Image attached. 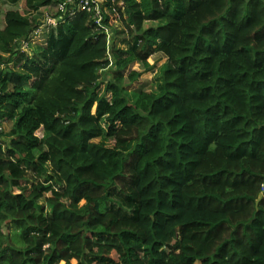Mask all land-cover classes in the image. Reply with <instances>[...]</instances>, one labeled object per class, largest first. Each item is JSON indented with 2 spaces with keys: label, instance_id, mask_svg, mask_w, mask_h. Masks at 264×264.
Listing matches in <instances>:
<instances>
[{
  "label": "trees",
  "instance_id": "trees-1",
  "mask_svg": "<svg viewBox=\"0 0 264 264\" xmlns=\"http://www.w3.org/2000/svg\"><path fill=\"white\" fill-rule=\"evenodd\" d=\"M66 1L0 0V264H264V0H106L111 44L103 10L32 43Z\"/></svg>",
  "mask_w": 264,
  "mask_h": 264
},
{
  "label": "rangeland",
  "instance_id": "rangeland-1",
  "mask_svg": "<svg viewBox=\"0 0 264 264\" xmlns=\"http://www.w3.org/2000/svg\"><path fill=\"white\" fill-rule=\"evenodd\" d=\"M10 8L9 5L7 4H2L0 2V29L3 27V24H4V14L5 12ZM18 9H21L22 11H24V3H22L21 5L18 6ZM57 13V10H56V7H49L48 9L46 8L45 11H44V15L42 17V20L44 21V18L47 16V17H51V16H54L55 14ZM105 13L109 15L111 19V27H112V30L109 31V39H110V44L112 43V39H113V36H114V30L113 29H117L118 31H121L123 30V26L120 22V20H118L117 22H114L115 18H117L116 16V13L113 11L112 8H105ZM44 30L40 29L39 32H38V35L36 36H33V37H36V40L32 43H40V42H44ZM38 36V37H37ZM122 37H119L118 38V42H120ZM33 46H35L33 44ZM124 47V46H122ZM25 51H28L29 49L24 46L23 47ZM32 48H35V47H32ZM109 59L112 61V56L110 55L109 56ZM149 62L150 64H154L155 65V69L153 72H148L144 75H142V77L136 82V83H133V85H131L129 87V90H138V89H141V88H144L146 90H153L155 88V75L160 71V68L161 66L166 62V58L162 55V54H155L153 55L150 59H149ZM131 69L133 70H137V71H141L142 70V67L139 66V64H135L131 67ZM114 71V68L113 67H110L108 70L106 71H102V80H104L105 82H107L108 80L111 79V72ZM158 71V72H157ZM157 72V73H156ZM12 122H6L3 120V124H2V128H3V131L4 132H9V130L12 128ZM39 136L42 135V132H38L37 133ZM1 140H4L3 137H0ZM5 232H7V230L5 229Z\"/></svg>",
  "mask_w": 264,
  "mask_h": 264
},
{
  "label": "built area",
  "instance_id": "built-area-1",
  "mask_svg": "<svg viewBox=\"0 0 264 264\" xmlns=\"http://www.w3.org/2000/svg\"><path fill=\"white\" fill-rule=\"evenodd\" d=\"M105 1L106 0H68L64 3H60L56 7L57 13L53 17L46 16L44 21H42V26L33 34V36L38 35L40 29L45 32L48 28L56 27L59 23L65 21L66 16H73L77 11L91 12L94 14L95 22L100 25L102 20L101 11H105ZM2 124L3 119L0 117V132H3Z\"/></svg>",
  "mask_w": 264,
  "mask_h": 264
},
{
  "label": "water",
  "instance_id": "water-1",
  "mask_svg": "<svg viewBox=\"0 0 264 264\" xmlns=\"http://www.w3.org/2000/svg\"><path fill=\"white\" fill-rule=\"evenodd\" d=\"M262 197H263V194L260 195V198H259V200L257 201V205H258L259 201L262 199Z\"/></svg>",
  "mask_w": 264,
  "mask_h": 264
}]
</instances>
